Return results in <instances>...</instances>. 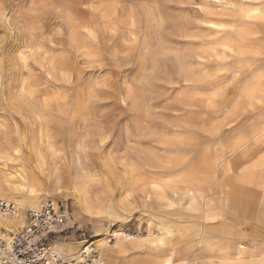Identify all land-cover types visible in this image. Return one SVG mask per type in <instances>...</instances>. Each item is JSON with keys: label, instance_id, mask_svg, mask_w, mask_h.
<instances>
[{"label": "clouds", "instance_id": "obj_1", "mask_svg": "<svg viewBox=\"0 0 264 264\" xmlns=\"http://www.w3.org/2000/svg\"><path fill=\"white\" fill-rule=\"evenodd\" d=\"M0 264H264V0H0Z\"/></svg>", "mask_w": 264, "mask_h": 264}]
</instances>
